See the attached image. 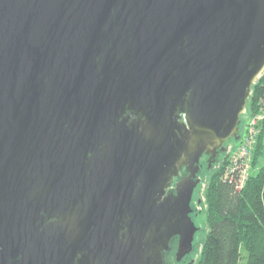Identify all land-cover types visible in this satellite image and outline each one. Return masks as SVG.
<instances>
[{
  "label": "water",
  "instance_id": "1",
  "mask_svg": "<svg viewBox=\"0 0 264 264\" xmlns=\"http://www.w3.org/2000/svg\"><path fill=\"white\" fill-rule=\"evenodd\" d=\"M263 74L264 0H0V264L188 252Z\"/></svg>",
  "mask_w": 264,
  "mask_h": 264
},
{
  "label": "trees",
  "instance_id": "2",
  "mask_svg": "<svg viewBox=\"0 0 264 264\" xmlns=\"http://www.w3.org/2000/svg\"><path fill=\"white\" fill-rule=\"evenodd\" d=\"M247 109L249 116H255L260 111L263 113L250 172L244 186L237 189L235 175L233 180L224 179L227 160L225 153L218 154L216 160L224 157L221 167L209 177L205 187V224L208 230L195 264H264V165L254 171L264 137V74L252 86ZM242 119L243 116L240 117L239 131ZM228 141L237 142L233 139ZM206 158L202 157L200 165ZM203 171L202 167L198 173L201 178ZM199 188L200 185L195 192ZM195 192L194 201L199 199H195ZM204 204L201 200L200 207Z\"/></svg>",
  "mask_w": 264,
  "mask_h": 264
},
{
  "label": "rangeland",
  "instance_id": "3",
  "mask_svg": "<svg viewBox=\"0 0 264 264\" xmlns=\"http://www.w3.org/2000/svg\"><path fill=\"white\" fill-rule=\"evenodd\" d=\"M248 109L246 108V111ZM263 113L260 111L259 112V116L260 117H257L254 121L256 122L255 125H253V128L255 130V135L253 136V142H254V147H253V151L255 150V146H256V137L259 135V131H260V122L262 121L261 116ZM252 118H254V116H249L248 114H244L243 116V122H241V130L239 131V135L240 137L241 136H245L246 134V129L248 128V123H250L252 121ZM245 120V122H244ZM255 126V127H254ZM257 130V131H256ZM257 132V133H256ZM237 143V142H236ZM233 144L231 141H227L225 144H224V147H225V152H222L223 154L225 153V157H226V160L228 161L229 158L232 157V150L233 149H236L237 145ZM261 145H262V148L260 149L261 150V154L259 155L258 159H257V164H256V167L254 169V171L256 172L257 169H259L261 166L264 165V137H263V140L261 142ZM223 156H220L218 157V159L216 160V162H214L210 168L207 167V158L206 159H203V169L204 171L202 172V178L201 176L198 175L199 178H201V185H200V188L195 192V199L196 198H199L200 200H202L203 204H204V191H205V187H206V184L208 182V179L209 177L215 173L220 167H221V164H222V161H223ZM208 168V170H207ZM199 210V221H200V227L202 228L201 229V234H198L197 238L199 239V244H198V247H197V255H196V261L199 257V254H200V250H201V244H202V241L204 239V236L206 235L207 233V230L208 228L206 227V224H205V204L202 206V207H198Z\"/></svg>",
  "mask_w": 264,
  "mask_h": 264
},
{
  "label": "built area",
  "instance_id": "4",
  "mask_svg": "<svg viewBox=\"0 0 264 264\" xmlns=\"http://www.w3.org/2000/svg\"><path fill=\"white\" fill-rule=\"evenodd\" d=\"M257 117H260L259 113L256 114L254 118H252V121L247 124L248 128L246 129V135L244 137L239 136L236 143L237 147L232 150V157L228 159L227 164L224 166V179L233 180V176L235 175L236 179H234V182L237 189H241L244 186L251 169L252 151L254 147L253 136L255 135L253 125L256 124L254 120ZM262 119L263 118H261V120Z\"/></svg>",
  "mask_w": 264,
  "mask_h": 264
},
{
  "label": "flooded vegetation",
  "instance_id": "5",
  "mask_svg": "<svg viewBox=\"0 0 264 264\" xmlns=\"http://www.w3.org/2000/svg\"><path fill=\"white\" fill-rule=\"evenodd\" d=\"M202 167H203V165L201 164L198 173H200ZM181 175H183V171L180 172V176ZM199 185H201V183ZM197 187H196V189H197ZM195 190H194V192H195ZM194 192H193V196H194ZM193 196H192V205L195 209H197L201 205V200L196 199V201H194ZM197 210H198V212L200 211L199 209H197ZM198 212L195 215L196 217L199 214ZM195 225L198 228V230L196 232V235L194 236L192 248L188 252L178 253L177 252V244H176L177 242H176L175 245L172 248H170V251L166 255V264H195L196 255H197V246L199 244V239L197 238V236L201 232V229H202L199 226V223L197 221L195 222Z\"/></svg>",
  "mask_w": 264,
  "mask_h": 264
}]
</instances>
